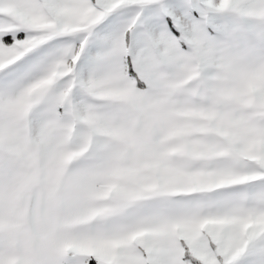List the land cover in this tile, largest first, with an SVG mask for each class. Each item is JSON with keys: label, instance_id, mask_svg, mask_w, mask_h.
<instances>
[{"label": "snow or ice", "instance_id": "snow-or-ice-1", "mask_svg": "<svg viewBox=\"0 0 264 264\" xmlns=\"http://www.w3.org/2000/svg\"><path fill=\"white\" fill-rule=\"evenodd\" d=\"M0 264H264V0H0Z\"/></svg>", "mask_w": 264, "mask_h": 264}]
</instances>
